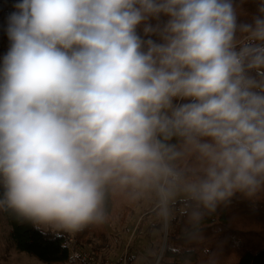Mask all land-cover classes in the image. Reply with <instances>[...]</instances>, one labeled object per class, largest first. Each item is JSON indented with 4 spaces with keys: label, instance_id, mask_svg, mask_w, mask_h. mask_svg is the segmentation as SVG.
Returning <instances> with one entry per match:
<instances>
[{
    "label": "clouds",
    "instance_id": "1",
    "mask_svg": "<svg viewBox=\"0 0 264 264\" xmlns=\"http://www.w3.org/2000/svg\"><path fill=\"white\" fill-rule=\"evenodd\" d=\"M14 8L0 63V210L76 234L105 224L120 195L165 230L179 203L194 234L203 210L264 189V0L252 23H238L233 0Z\"/></svg>",
    "mask_w": 264,
    "mask_h": 264
},
{
    "label": "trees",
    "instance_id": "2",
    "mask_svg": "<svg viewBox=\"0 0 264 264\" xmlns=\"http://www.w3.org/2000/svg\"><path fill=\"white\" fill-rule=\"evenodd\" d=\"M17 2L18 0H0V38L8 39V16L16 11L14 5ZM233 2L238 12V23H252L253 18L260 15L258 7L261 0ZM166 20L167 17H161V22ZM151 23L156 24L157 21L152 20ZM138 31L143 37L142 26ZM152 38L157 39L155 36ZM132 204L120 195L110 197L107 221L119 214L120 220H125ZM180 207L178 203L175 218L166 232V242L158 264H264V189L251 198L238 192L229 202L219 204L215 212L203 210L205 214L194 234L188 216L179 212ZM2 212L16 250L44 263L69 260L70 238L76 244L88 245L90 237L107 236L105 224L89 226L76 234L62 233L57 236L53 231L19 218L10 210ZM158 226L162 229V225L158 223ZM161 235H164V231ZM65 244L68 246L63 247ZM92 250L99 252L97 248Z\"/></svg>",
    "mask_w": 264,
    "mask_h": 264
},
{
    "label": "rangeland",
    "instance_id": "3",
    "mask_svg": "<svg viewBox=\"0 0 264 264\" xmlns=\"http://www.w3.org/2000/svg\"><path fill=\"white\" fill-rule=\"evenodd\" d=\"M9 45L8 39L0 38V63H2V58L8 51ZM140 217H142V225L137 226ZM157 225L158 223L155 221L148 204L133 203L129 207L125 220H120L119 214L105 223L106 238L90 237V242L86 246L91 249L97 248L100 253L107 256H117L121 251L122 243L116 235L128 237L133 233L136 252L133 251L129 264H154L163 243L161 233L164 231L163 227L161 229ZM41 227L49 230L44 226ZM9 231L7 220L0 210V264H49L16 250L9 236ZM51 264H79V261L78 259L71 262L67 260L62 263Z\"/></svg>",
    "mask_w": 264,
    "mask_h": 264
},
{
    "label": "built area",
    "instance_id": "4",
    "mask_svg": "<svg viewBox=\"0 0 264 264\" xmlns=\"http://www.w3.org/2000/svg\"><path fill=\"white\" fill-rule=\"evenodd\" d=\"M142 217L137 221V226L142 225ZM119 237L122 246L121 251L117 256H107L100 252L94 251L86 245L76 244L73 239H69L70 249L79 254V264H129L134 248V234L128 237L116 235Z\"/></svg>",
    "mask_w": 264,
    "mask_h": 264
},
{
    "label": "water",
    "instance_id": "5",
    "mask_svg": "<svg viewBox=\"0 0 264 264\" xmlns=\"http://www.w3.org/2000/svg\"><path fill=\"white\" fill-rule=\"evenodd\" d=\"M166 232H167V229L165 230L164 229V235H163V243H162V246L160 248V251L155 259V262L154 264H158V261H159V258L161 257L162 253H163V248H164V245H165V242H166Z\"/></svg>",
    "mask_w": 264,
    "mask_h": 264
}]
</instances>
